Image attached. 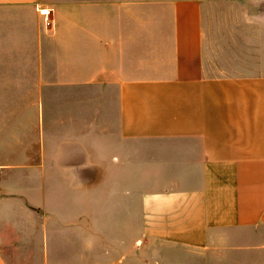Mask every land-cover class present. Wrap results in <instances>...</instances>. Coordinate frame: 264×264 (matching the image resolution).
Wrapping results in <instances>:
<instances>
[{"label": "crops", "instance_id": "crops-1", "mask_svg": "<svg viewBox=\"0 0 264 264\" xmlns=\"http://www.w3.org/2000/svg\"><path fill=\"white\" fill-rule=\"evenodd\" d=\"M228 1L0 0V130L29 139L0 152V177H40L0 184V204L42 217L44 264L264 229V0L216 13Z\"/></svg>", "mask_w": 264, "mask_h": 264}, {"label": "rangeland", "instance_id": "rangeland-1", "mask_svg": "<svg viewBox=\"0 0 264 264\" xmlns=\"http://www.w3.org/2000/svg\"><path fill=\"white\" fill-rule=\"evenodd\" d=\"M243 2H245L243 6H247L250 11V8H252V6L255 7V3L257 4L256 0H243ZM238 5L239 4H237V2L231 0L226 4H218L217 6L219 8L216 6V13H221L222 9L227 7V9H230L231 12H238ZM46 97L47 101H50V96ZM31 100L32 97L27 98V103H30ZM9 130H0V132H3L1 140L2 142L0 141L2 144L0 145V152L5 151L7 144L11 146L8 147L12 149V152L19 151V149L23 148V146L24 149H26L25 144L27 141H29L26 135L21 137L15 135L11 141L10 136L8 133H6ZM11 143L24 144L23 146H16ZM4 144H6V146ZM10 173H12V171ZM10 179L14 181L17 180L18 182H21L22 185H25V180L32 179L31 182H28V184H32V182H35V180H39L40 177L32 176L31 178L25 177L24 175L21 177H13L11 174V176L8 175L0 177V184H8ZM3 188L8 194L14 193L15 191L11 188ZM13 197L14 196L5 198L3 200V204H0V246L4 248L7 256L9 257L10 261L13 262V264H44L46 254L44 251V235H42V217H39L37 214H34L33 216H27L16 213L15 210L18 200L17 198L15 199ZM12 215L14 216L12 217ZM11 218H15V223L17 222L22 224L21 230H17L12 225ZM238 233L235 234L233 239L225 243V245L219 244L217 246L215 245L214 247L202 250H195L186 247L183 248L176 245L167 244L160 240H151L147 243L148 245L145 243H142L141 245L140 242L136 240L133 244L132 256L135 258L133 264H207L205 261L206 256L215 255L217 253L219 254L220 252H239L246 255V259L244 260L245 264H264V258L256 259L254 258L255 254H253H264V229H258L256 232L252 231ZM254 235L263 238L259 239ZM230 264H233V262H230Z\"/></svg>", "mask_w": 264, "mask_h": 264}, {"label": "built area", "instance_id": "built-area-1", "mask_svg": "<svg viewBox=\"0 0 264 264\" xmlns=\"http://www.w3.org/2000/svg\"><path fill=\"white\" fill-rule=\"evenodd\" d=\"M38 9H40V13L45 16V20L50 23V21L52 20L53 8L43 6Z\"/></svg>", "mask_w": 264, "mask_h": 264}]
</instances>
